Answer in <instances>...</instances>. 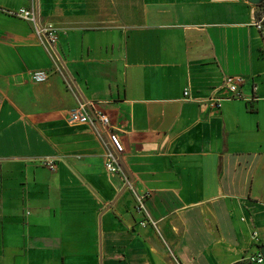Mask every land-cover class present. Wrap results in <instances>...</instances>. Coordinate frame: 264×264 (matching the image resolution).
<instances>
[{"label": "crops", "instance_id": "obj_1", "mask_svg": "<svg viewBox=\"0 0 264 264\" xmlns=\"http://www.w3.org/2000/svg\"><path fill=\"white\" fill-rule=\"evenodd\" d=\"M21 8L36 0H0V264H242L260 251L261 7L38 0L89 115L120 135L119 175L104 170L97 126L70 118L86 102L45 38L5 12ZM39 70L49 78L36 84ZM226 76L244 78L242 98L204 104ZM141 194L157 230L140 226Z\"/></svg>", "mask_w": 264, "mask_h": 264}, {"label": "built area", "instance_id": "obj_2", "mask_svg": "<svg viewBox=\"0 0 264 264\" xmlns=\"http://www.w3.org/2000/svg\"><path fill=\"white\" fill-rule=\"evenodd\" d=\"M2 11V9H0ZM8 15L25 20L37 29L39 35L42 32L38 29L36 25L35 11L28 8H21L17 11H5ZM262 19H264V13L262 14ZM261 26H258L260 28ZM44 32L49 36L53 44L56 41V36L53 31V26L48 24L43 26ZM43 36V35H42ZM49 46V45H48ZM49 74L45 70L34 71L31 73V80L36 83H44L48 80ZM244 78L242 76H226L221 87L216 89L214 93L205 101L204 104L220 109L221 104L226 100L241 99L242 94L240 91L241 86L244 83ZM255 90V89H254ZM223 92V95H220ZM188 95V91L185 92ZM93 104H90L92 106ZM94 118L91 117L87 111V103H81L78 108L70 112V118L77 122H88L97 126L99 133L105 136L103 139L105 145V156H104V170L108 174L119 175L123 174L124 170L121 163V158L124 153V146L120 140V135L116 130L112 128L111 120L107 115L98 110H93ZM46 166L52 169V160H46L44 162ZM128 182V181H127ZM147 194L135 195L136 210L138 213L144 215L145 219L140 223L142 228L152 227L157 230V222L154 221L148 214L145 201L147 199ZM253 239L257 241V235L253 234ZM252 264H264V257L261 255L260 251H257L253 255H249L245 258Z\"/></svg>", "mask_w": 264, "mask_h": 264}, {"label": "water", "instance_id": "obj_3", "mask_svg": "<svg viewBox=\"0 0 264 264\" xmlns=\"http://www.w3.org/2000/svg\"><path fill=\"white\" fill-rule=\"evenodd\" d=\"M247 1L250 4H253V5H256V6H258L259 4H261L262 2H264V0H247ZM35 17H36V25H37L38 29L42 32V35L45 38V40H46L47 44L49 45L50 49L52 50L54 56L58 60V62L61 65L62 69L68 75V78L70 79V81L73 84V86L76 88V90L78 91V93L82 96L83 101L87 103V101L84 99V97H83L80 89L78 88L75 80L72 78L70 72L68 71V69L64 65V63H63L60 55L58 54V52H57V50L55 48V45L53 44V42L51 41V39L49 38V36L44 32V28H43V26H42V24L40 22V16H39V11H38V0H36ZM121 163H122V161H121ZM132 182H133V179L131 178L130 181H128V182L125 183V185L122 187V189L120 190V192L124 191L127 187H129ZM106 210H108V208H106ZM99 236H101V232H99ZM100 246H101V238H100ZM101 253H102V250L100 249V254ZM260 253L264 257V244L260 247Z\"/></svg>", "mask_w": 264, "mask_h": 264}, {"label": "rangeland", "instance_id": "obj_4", "mask_svg": "<svg viewBox=\"0 0 264 264\" xmlns=\"http://www.w3.org/2000/svg\"><path fill=\"white\" fill-rule=\"evenodd\" d=\"M264 13V6H262L260 9H259V11H258V16L259 17H262V14ZM137 11H134V12H132V13H129V15H130V17L131 18H133L134 19V17H136L137 16ZM242 264H252V263H250L249 261H244Z\"/></svg>", "mask_w": 264, "mask_h": 264}, {"label": "trees", "instance_id": "obj_5", "mask_svg": "<svg viewBox=\"0 0 264 264\" xmlns=\"http://www.w3.org/2000/svg\"><path fill=\"white\" fill-rule=\"evenodd\" d=\"M259 7H262L264 6V2H262L261 4L258 5Z\"/></svg>", "mask_w": 264, "mask_h": 264}]
</instances>
